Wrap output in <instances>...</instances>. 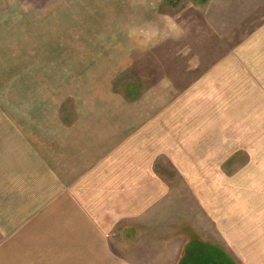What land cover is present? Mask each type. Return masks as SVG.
<instances>
[{
    "label": "crops",
    "instance_id": "crops-1",
    "mask_svg": "<svg viewBox=\"0 0 264 264\" xmlns=\"http://www.w3.org/2000/svg\"><path fill=\"white\" fill-rule=\"evenodd\" d=\"M144 8L119 17L143 18ZM36 11L0 8V264H133L141 251L128 242L153 240L154 219L180 222L181 188L166 165L190 194L193 232L198 207L203 230L223 249L253 231L261 207L237 196L224 206V69L183 90L168 78L138 87L142 75L102 74L91 55L70 74L68 37L54 45V32L78 28L37 23L48 13ZM96 11L77 16H103ZM26 16L34 19L5 23ZM111 25L114 33L123 26ZM176 230L160 239L173 242L174 264L191 234ZM239 245L232 249L246 255ZM256 247L252 254L264 256Z\"/></svg>",
    "mask_w": 264,
    "mask_h": 264
},
{
    "label": "rangeland",
    "instance_id": "rangeland-1",
    "mask_svg": "<svg viewBox=\"0 0 264 264\" xmlns=\"http://www.w3.org/2000/svg\"><path fill=\"white\" fill-rule=\"evenodd\" d=\"M34 1L0 0V8L33 9L37 14L46 10L48 16L37 17V23L59 29L64 25L70 29L78 28V32H54V45L62 40L61 37H68L70 74L81 67L82 56L88 58L91 55L90 60L102 74L117 72L123 79H141L142 75L138 87L141 83L150 85L158 79L168 78L171 79L169 83L183 90L192 84H204L206 74L219 76L224 69V128L225 124L228 126V136L224 137V206L229 199L236 200L230 196H237L243 202L254 201L264 213V0ZM131 6L136 10L145 7L148 14L143 18L119 17L118 11L124 13V9ZM94 9L98 10L96 14L99 12L103 16H77L80 10ZM29 19L34 18L6 17L5 23H24L23 20ZM110 24L124 27H117L120 31L114 33ZM110 28L111 32L108 31ZM114 40L116 49L110 46ZM53 51L59 53L61 49ZM118 81L114 80L117 86L125 82ZM57 83L54 81V88ZM166 170L170 172V182L181 188L176 194L182 204L180 222L176 223L169 216L157 225L158 220L154 219L148 233L153 240L138 238L136 242H128L129 247L134 244L135 249L141 251L133 256V264H174L173 242L160 239L168 237V230L179 228L182 237L187 229L191 234L183 245L178 264L183 260L182 264H214L215 260V264H224V255L219 257L221 250L232 253L230 257L238 264H264V256L252 254L257 245L264 250V240H261L264 233L259 234L264 230L262 213L252 219L255 222L253 231L250 229L251 232L242 237L233 235L234 244L237 241L234 247L242 244L246 255L243 250L239 255L225 240L223 249L219 247V240H213L205 233L199 207V226L196 232L192 231L195 229L193 222L187 217L192 202L183 187L185 182L172 174L167 165ZM135 228L138 233L148 230L139 225ZM250 237L258 239L251 242L247 240ZM121 248H125L124 241Z\"/></svg>",
    "mask_w": 264,
    "mask_h": 264
},
{
    "label": "trees",
    "instance_id": "trees-1",
    "mask_svg": "<svg viewBox=\"0 0 264 264\" xmlns=\"http://www.w3.org/2000/svg\"><path fill=\"white\" fill-rule=\"evenodd\" d=\"M219 253H221V255L219 256V257H223V255H224V264H237L225 251H218ZM217 260H215V261H213V263L215 262V263H217L216 262ZM184 262V260L183 261H181V264ZM214 263V264H215Z\"/></svg>",
    "mask_w": 264,
    "mask_h": 264
}]
</instances>
